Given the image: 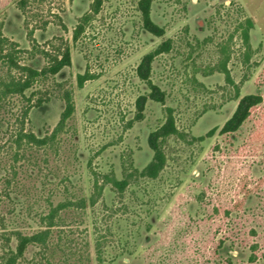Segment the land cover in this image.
<instances>
[{
	"label": "rangeland",
	"instance_id": "rangeland-1",
	"mask_svg": "<svg viewBox=\"0 0 264 264\" xmlns=\"http://www.w3.org/2000/svg\"><path fill=\"white\" fill-rule=\"evenodd\" d=\"M92 1L0 0V26L23 50L21 64L34 68L46 64L33 43L53 52L69 48V65L35 85L36 90H47L50 98L43 107L30 110L26 128L38 136L49 134L63 110L64 89L74 102L58 142L34 152L35 163L18 161L24 165L18 173L21 194L16 209L3 206L7 221L30 232L38 228L33 216L45 211L49 194L54 204L65 195L89 196L93 172L113 171L120 177L123 156L144 166L151 157L148 133L163 120L164 108L171 106L187 139L213 134L199 142L169 139L159 176L140 180L123 198L107 185L95 206H87L79 226L86 228L90 246V260L83 264H96L94 234L107 222L115 241L105 264H112L121 249L129 253L114 264H227L229 257L231 264H264V101L232 143L219 134L238 102L234 85L240 97L256 91L264 95V0H153L152 19L165 27L161 37L142 27L139 0H102L96 12ZM244 15L254 23L248 63L243 62L239 27ZM169 37L173 49L154 59L151 72L152 81L166 94L165 103L148 100L143 118L129 126L136 99L148 91L137 67L145 53ZM228 54L226 66L234 85L219 71ZM84 72L92 77L80 87L77 74ZM23 103L16 100L13 111L18 113ZM10 120V114L0 115V144L8 138ZM3 175L0 170V179ZM243 185L252 189L249 195ZM199 194H204L202 200L196 198ZM243 198L241 209L225 216L223 209ZM104 201L115 203L117 210L101 224ZM224 237L229 239L214 253ZM66 246L61 243L55 250L56 264L73 263L66 259ZM35 250L30 247L28 256Z\"/></svg>",
	"mask_w": 264,
	"mask_h": 264
},
{
	"label": "trees",
	"instance_id": "trees-1",
	"mask_svg": "<svg viewBox=\"0 0 264 264\" xmlns=\"http://www.w3.org/2000/svg\"><path fill=\"white\" fill-rule=\"evenodd\" d=\"M152 1L139 0L138 9L141 14L142 27L148 33L161 37L165 34V27L152 19ZM101 2L102 0L92 1V8L95 12ZM239 27L241 28V42L245 50L243 62L248 63L252 54L250 33L254 23L250 17L244 15ZM76 37L77 32L74 34V38ZM197 41L199 42L198 39ZM205 41H208V37L204 40V43ZM34 46L35 44L33 43V49L42 53L46 59V64L41 68H34L19 62L23 50L19 48L16 42L3 34L0 26V115L6 112L10 114V118H13L12 121L10 120L8 138L6 142L0 144V170L4 171V175L0 179V264H56L54 260L55 250L60 248L61 243L67 245L66 247L69 249L68 258L66 259H74L72 264H83L90 260V246L86 228L80 229L79 226L84 223L83 215L87 206H95L98 199L102 198L104 188L109 185L113 193L122 197L128 188L137 185L140 180H153L159 176L166 165L167 154L165 148L169 139L199 142L206 137H210L213 133L209 132L204 136L197 137L191 136L190 139H187L185 131L180 130L176 124L172 107L166 106L163 120H160L148 133L147 145L151 151V157L144 166L139 168L134 165L130 156L127 158L123 156L120 177H117L113 171L100 174L93 172L94 179L89 196L65 195L62 200L54 204L49 194L44 200L46 201L45 211L35 212L33 216V219H37L38 228L26 232L22 228L12 226V223L7 221L6 214L2 213V208L6 204H12L13 210L17 207L16 200L21 194L18 173L20 168L24 166L18 161L24 159L27 164L35 163L34 152L55 145L58 142L59 135L66 131L67 122L74 112L72 93L64 89L61 96L64 100V107L53 130L49 134L38 136L26 128V120L30 110L33 107H43L44 103L50 98L47 90H36L34 89L35 85L44 83L49 75H55L70 63L68 45L59 47L54 52L40 50ZM173 46V39L169 37L143 55L136 72L139 78L146 82L148 91L136 99V112L129 126L134 121L143 118L148 100L162 105L165 103V92L151 79L152 64L157 56L170 52ZM228 59L229 54L221 62L219 71L224 74L225 81L228 84L234 85L230 71L226 66ZM91 77L92 75L88 72L77 74L78 86L81 87ZM193 80L196 81L195 74ZM234 86L233 98L238 99V102L232 114L219 130V134L224 135L225 139L230 143L233 141L234 134L241 129L245 121L249 120L258 111L259 105L264 101V95L260 91L240 97L239 87ZM28 90H31L29 95L26 94ZM36 94H39V96H35ZM16 100L24 102L18 113H15L12 108ZM65 180L69 181V176H66ZM65 180H62V182H65ZM63 186L66 193L67 186L66 184ZM245 187L243 185L242 189L245 194L249 195L252 189ZM203 196L204 194H199L196 198L198 197V200H202ZM243 203L244 198L235 200L230 208L223 209L225 216H229L231 212L239 208L241 209ZM103 206L102 210H104V213L102 218H100L101 224L105 221L107 222L117 210L115 203L108 205L104 201ZM6 213L10 214L11 211ZM186 216L188 218L192 217L189 213ZM107 223L102 231H97L98 228L96 227L94 234L93 247L96 264H105L107 250L109 247H113L112 242L115 241L112 226ZM227 239L229 238L227 237ZM227 239L224 237L218 240L214 253L223 246ZM30 247L36 248L32 256H28L29 254L27 253ZM113 249L115 252V248ZM128 253V251L123 249L117 250L113 256L114 261H119ZM114 261L112 264H114ZM226 263L231 264L230 257L226 258Z\"/></svg>",
	"mask_w": 264,
	"mask_h": 264
}]
</instances>
